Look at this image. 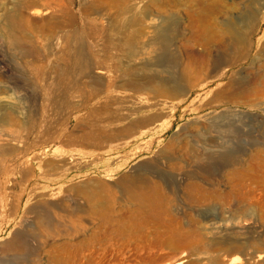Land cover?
I'll use <instances>...</instances> for the list:
<instances>
[{
	"label": "rangeland",
	"instance_id": "rangeland-1",
	"mask_svg": "<svg viewBox=\"0 0 264 264\" xmlns=\"http://www.w3.org/2000/svg\"><path fill=\"white\" fill-rule=\"evenodd\" d=\"M46 3L0 0V264H264V0ZM113 91L162 117L83 140Z\"/></svg>",
	"mask_w": 264,
	"mask_h": 264
},
{
	"label": "bare ground",
	"instance_id": "bare-ground-1",
	"mask_svg": "<svg viewBox=\"0 0 264 264\" xmlns=\"http://www.w3.org/2000/svg\"><path fill=\"white\" fill-rule=\"evenodd\" d=\"M89 5H91V4H89ZM46 7L60 8L61 7L60 0H47ZM6 20L9 24L10 23L9 17H6ZM93 26L95 29L96 25H93ZM100 28H101V26H100ZM3 31H5V30H3ZM99 32H102V31H99ZM96 35L102 36V33L101 34L97 33ZM5 36H6L7 42L10 46L14 47L18 44L19 39H18V37L14 36V34L6 33ZM62 46L64 47L65 50L60 55V63L62 66H61L60 70L58 71L59 72L58 74L62 75V77H65L66 79H73V78H76L77 75L83 74L85 72V70L88 68V65L84 62L85 57L94 58V57H92L90 52L86 51L88 46L86 44H83L82 41H80L78 39L76 34H74V35L68 34L62 42ZM106 50H107V48L105 49V51ZM97 59H99V58H97ZM93 60H95V59H93ZM145 61H146V63L153 62L154 64H157V59H153L152 57L145 58ZM14 63L17 64L16 61ZM13 66H15V65H13ZM17 66H19V64ZM23 68L22 69L27 74L30 73L29 72L30 67L24 65ZM3 74H5V73H3ZM64 88L75 89V85L73 84V82L68 83L67 87H65V85H64ZM56 90H59V89H57L56 87H53L50 90V93L53 94ZM126 95H127V97L121 95L119 92L113 91L105 99H103V101L101 103L102 105H105V109L103 111H98L96 109L91 110L85 119L86 124H87V130L82 132L81 138L83 140L107 139V140H112L113 143H118L119 141H117V136H118L119 132H121V131L127 132V133H129L130 136L135 137L138 134V131H136L133 127L139 126V128H147L154 121H156L160 117H162L163 112H162V109L160 108L159 105H155L147 111H142L141 109L136 108L133 105V102H132V99L130 98V95L128 93ZM54 98H55V96H54ZM55 105H57V104H55ZM131 107H135L138 111L141 110L143 113L141 115H137L135 117L131 113ZM17 108L19 110V114L24 116L25 115L24 107L18 106ZM228 123H229V121H228ZM222 127H220V128H222ZM221 157L226 158V157H228V154L226 153V155H223ZM203 159H202V161H203ZM204 169H205V167H204ZM156 175L160 176L158 174H156ZM135 178L136 177L131 179L130 177H127L125 179H126V182L130 183ZM165 180H169V179H165ZM36 211L40 213V210H36ZM21 234H22L21 231H16L13 233V236L11 237V239L6 242L7 250L15 251L18 248L20 250H28L27 246L20 245L19 240L22 236Z\"/></svg>",
	"mask_w": 264,
	"mask_h": 264
}]
</instances>
